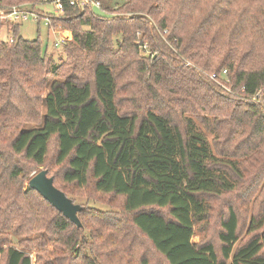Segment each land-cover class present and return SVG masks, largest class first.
I'll use <instances>...</instances> for the list:
<instances>
[{
  "label": "trees",
  "instance_id": "16d2710c",
  "mask_svg": "<svg viewBox=\"0 0 264 264\" xmlns=\"http://www.w3.org/2000/svg\"><path fill=\"white\" fill-rule=\"evenodd\" d=\"M100 2L103 14L66 8L50 20L48 28L56 21L72 35L58 66L38 39L19 37L15 25L6 26L11 42L0 38L3 264H32L5 237L19 222L31 232L41 222L40 206L53 215L46 226L64 250L78 255L77 264H154L145 250L162 264H264V231L258 233L264 202L248 223L254 235L237 249L233 207L220 224L218 250L192 242L207 213L204 199L238 189L239 159L258 154L264 171V0ZM40 4L0 0V12ZM119 91L133 98L128 112L117 106ZM51 144L59 168L50 177L54 187L67 197L54 177L80 190L91 186L121 199L117 212L81 220V207L77 228L23 188L44 167ZM79 235L92 242L96 256L90 247L88 255L77 249L85 244Z\"/></svg>",
  "mask_w": 264,
  "mask_h": 264
},
{
  "label": "rangeland",
  "instance_id": "374dc122",
  "mask_svg": "<svg viewBox=\"0 0 264 264\" xmlns=\"http://www.w3.org/2000/svg\"><path fill=\"white\" fill-rule=\"evenodd\" d=\"M24 9L33 11L40 16H47L51 19L56 18V16L52 15L53 7L51 5H37L33 10L29 9V7ZM2 24L3 28L0 31V38L2 41H7L12 36L8 33L6 26H11L13 24H10L7 18L4 17ZM52 24L53 27L49 29L43 20L38 22L29 20L15 26L18 27L17 35L22 39L27 41L38 39L41 43L42 51H46V58L52 60L54 66H58L61 63L60 61L64 58L63 46L66 42L72 40V35L56 21ZM64 34L66 35L67 40L63 39L66 41L63 43L62 38H64ZM55 43L60 44L59 47H54ZM225 90L226 91H223L226 94H229V91L227 89ZM127 96L129 95L119 91L118 97L116 98L117 106L121 113L130 111L133 106V98H126ZM231 96L233 97V95ZM207 137L213 151L215 152L216 148L214 147L212 135L207 134ZM54 155V145L51 144L48 159L44 167L35 168L29 177L31 178L33 174L44 170L46 167L49 168L48 176L53 177V173L55 174L59 169L53 165ZM262 159L263 157L258 154L248 158L244 157L243 160L239 159V168L242 171L243 179L239 182L238 189L231 194L220 197L210 196L204 199L207 213L204 219L194 226V235L192 237L193 243H210L218 250L220 246L218 241V235L221 232L220 224L227 218L229 207H233L239 217V240L234 246V250L250 240L251 236L254 235V233L249 234L247 232L250 217L256 214L264 202V171L262 170ZM28 181L23 184V188H27ZM54 181L55 183L57 182L56 185L58 188H66L65 190L68 192L67 197L72 200L74 204L79 205L84 209L83 217L80 216L81 220L94 215V212H117L121 205V199L109 195L97 194L93 191L91 186L80 190L71 184L64 185L61 180L56 179L55 177ZM39 211L41 222L39 224L37 223L38 225H35L31 232L27 231L28 229L26 226H20L19 224H22L20 222L14 224L13 230L15 231H10L5 237L8 246H12L15 249L27 253L31 258L32 264L79 263L78 255H74V253L64 250L60 245L59 240L56 239L55 233L50 232L51 226H46L49 221L54 222L53 215L48 213L46 209L41 206ZM263 231L264 228L258 233L261 234ZM70 235L71 230L65 238H68ZM78 237L80 241L83 239L85 244L84 247H77V249L80 250L83 248L82 253L88 255L91 248L94 256H96V250L92 242L90 240L88 241L86 236L79 235ZM99 251L101 250L99 249ZM145 252L148 253L147 256L149 255L148 257L150 261L154 262V264H162L161 260H159L154 254L148 252V250H145ZM105 254L104 259H106ZM0 260V264H3L4 259L0 257ZM116 260L113 262L110 261L108 264H119L118 259ZM97 261L99 264H102L99 259H97ZM85 263L87 264L88 261ZM122 264H127V262H123Z\"/></svg>",
  "mask_w": 264,
  "mask_h": 264
},
{
  "label": "built area",
  "instance_id": "2783aa9c",
  "mask_svg": "<svg viewBox=\"0 0 264 264\" xmlns=\"http://www.w3.org/2000/svg\"><path fill=\"white\" fill-rule=\"evenodd\" d=\"M42 4L40 5H51L53 7V16H61L65 13L66 8H71L73 11L76 12H83L86 9H90L93 11H97L100 13H104L100 0H41ZM0 15H4V18H7V20L10 22V24L18 25L20 23L33 20L35 22H38L40 20H43L48 27L50 24V17L47 16H40L37 15V13H34L33 11L25 10L24 8L20 7H12L8 9L6 14H3L0 12ZM52 28V27H51ZM50 29V28H49ZM65 40H67L66 35H63ZM63 40V43L66 42ZM7 41H12V37H10ZM60 44L55 43L54 47H59ZM140 50L144 52V54H149V48L147 44H142L140 46ZM188 65V64H187ZM226 71L222 72V75H225ZM210 79H215V76H211ZM243 91V90H241ZM260 91L257 92L254 98L252 100L254 101L260 96Z\"/></svg>",
  "mask_w": 264,
  "mask_h": 264
},
{
  "label": "water",
  "instance_id": "95a60500",
  "mask_svg": "<svg viewBox=\"0 0 264 264\" xmlns=\"http://www.w3.org/2000/svg\"><path fill=\"white\" fill-rule=\"evenodd\" d=\"M28 187L36 191L48 204L63 215L77 228H81L78 213L82 210L81 206L76 205L60 190L54 187L53 179L48 177L45 170H41L31 176Z\"/></svg>",
  "mask_w": 264,
  "mask_h": 264
},
{
  "label": "crops",
  "instance_id": "0c3cea01",
  "mask_svg": "<svg viewBox=\"0 0 264 264\" xmlns=\"http://www.w3.org/2000/svg\"><path fill=\"white\" fill-rule=\"evenodd\" d=\"M65 35V34H64Z\"/></svg>",
  "mask_w": 264,
  "mask_h": 264
}]
</instances>
